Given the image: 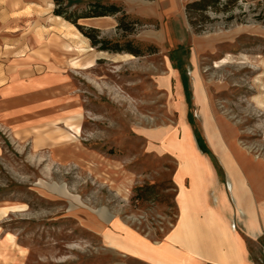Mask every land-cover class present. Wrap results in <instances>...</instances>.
<instances>
[{
	"label": "rangeland",
	"instance_id": "1",
	"mask_svg": "<svg viewBox=\"0 0 264 264\" xmlns=\"http://www.w3.org/2000/svg\"><path fill=\"white\" fill-rule=\"evenodd\" d=\"M90 1H114L126 12L117 0ZM166 9L130 14L142 22L132 34L116 29V17L98 28L108 40L152 44L155 54L108 53L89 69L63 72L36 52L37 38L52 33V0H0V264H151L189 213L201 225H248L197 101L206 103L220 145L231 130L239 148L264 162V25L257 19L264 2L208 10L199 32L182 2L180 23ZM88 20L78 24L91 27ZM92 49L79 58L94 56ZM164 67L168 88L160 85ZM79 154L98 161L93 171ZM144 185H155V194L138 200L134 188ZM88 216L103 235L81 224ZM247 247L264 264L262 238Z\"/></svg>",
	"mask_w": 264,
	"mask_h": 264
},
{
	"label": "bare ground",
	"instance_id": "2",
	"mask_svg": "<svg viewBox=\"0 0 264 264\" xmlns=\"http://www.w3.org/2000/svg\"><path fill=\"white\" fill-rule=\"evenodd\" d=\"M164 7L167 8L165 11H167L173 19H175L178 23L181 22L179 14H177V8L173 3L169 6L164 5ZM47 19L50 21L49 25L51 26L50 28L52 33L47 39L40 37L37 38L36 52H46L51 59L53 58L57 61L63 72L68 70L89 69L94 66L95 60L108 58L109 54L103 51H96L94 56L84 60L79 58L84 53L93 50L92 47L87 44V39L81 36L71 23L65 21L61 17L51 15L48 16ZM109 20L111 21L109 17H102L89 19L87 22H89L91 27L100 28L105 25L104 21L108 22ZM45 32L46 31L39 32L41 37L43 35L42 33ZM178 40L182 43L183 38L179 36ZM124 56L129 59L133 58V56L129 54H125ZM163 70L164 71H162V76L160 78V85L163 88H168L170 69L168 67H164ZM65 90H68V88H65ZM197 102L201 107L200 121L204 134L210 144V148H212L217 154L216 156L220 160L224 171L229 177L231 197L239 213L247 214V224L257 225L258 218L255 215V207L256 204L263 205L262 203L264 202V162L253 161L251 157H246V153L242 149L235 146L233 132L227 129H225L224 133L226 134L233 156L229 151H225L223 148L224 146L220 145L216 133L210 132V114L208 115L206 103L200 96L198 97ZM175 109L179 112L181 111L178 106H176ZM234 158L237 159V163H239V165H243V171L247 174V176H249L248 178H245V180L242 179L239 173H237L234 169L232 165ZM76 159L89 171H93V167L98 162L93 156L85 157L82 154L77 155ZM105 173L106 172H104V174ZM129 186L130 183L124 185L123 191H127ZM80 222L87 229L103 235L102 228L99 227L89 216L85 221L81 220ZM262 222H264V208ZM181 227L184 232L176 234L174 239L184 242L193 250H198L200 243L209 238L210 233L205 231L196 221L195 217L190 213L182 218ZM219 229L222 234V238L218 239L217 242L221 244L224 241L225 234L221 227ZM102 237L103 240H107L105 236Z\"/></svg>",
	"mask_w": 264,
	"mask_h": 264
},
{
	"label": "trees",
	"instance_id": "3",
	"mask_svg": "<svg viewBox=\"0 0 264 264\" xmlns=\"http://www.w3.org/2000/svg\"><path fill=\"white\" fill-rule=\"evenodd\" d=\"M238 0H192L184 6V14L189 25L199 32L206 21L205 13L212 10L216 13H227L231 11ZM54 16L61 17L65 21L82 30V34L89 40L90 46L98 51L112 54L125 53L135 57L151 55L157 52V48L152 44L136 43L132 40L123 42L112 41L100 37V31L94 27H83L78 24L79 20L116 17V29L123 34H132L135 28L142 24L136 18L126 13L121 5L111 1L102 3L99 1L84 0H52ZM232 16L227 18L230 20ZM257 19L264 25V11ZM135 197L138 200H149L155 194V185H144L134 188Z\"/></svg>",
	"mask_w": 264,
	"mask_h": 264
},
{
	"label": "crops",
	"instance_id": "4",
	"mask_svg": "<svg viewBox=\"0 0 264 264\" xmlns=\"http://www.w3.org/2000/svg\"><path fill=\"white\" fill-rule=\"evenodd\" d=\"M211 207L213 208V206ZM200 212L201 211H193V213L197 214ZM210 212L215 213V217H218V214H220L218 210H210ZM213 217L210 216V218ZM197 222L200 224L199 221ZM201 224L200 226L210 234L208 239L200 243L198 250H193L189 248L184 242L174 239L176 234L184 232L180 224L178 231L171 236L170 242H168L164 250L149 257L150 263L256 264L249 254L247 240L251 242H257L259 238H262L264 242V222H262L261 227L256 224L247 226L243 225L241 226L240 230L232 229L228 224L225 223H219V225H215L213 221L205 223V225ZM220 227L223 229L225 234L224 241L221 244L217 242L218 239L222 238V234L219 231Z\"/></svg>",
	"mask_w": 264,
	"mask_h": 264
},
{
	"label": "water",
	"instance_id": "5",
	"mask_svg": "<svg viewBox=\"0 0 264 264\" xmlns=\"http://www.w3.org/2000/svg\"><path fill=\"white\" fill-rule=\"evenodd\" d=\"M117 1H120L124 5L126 12L128 14H134L136 16H140V15L147 14V13H155V11L157 9H163L164 5L169 6L171 3H173L176 6L177 11H178V8H179L181 2L185 6L187 3L191 2L192 0H156L155 2H150V1H145V0H117ZM180 13H181V11H180ZM181 15H182V13H181ZM220 36H221V34H219L218 36L209 37V39H213L215 37L218 38ZM233 136L235 138L234 133H233ZM226 143H227V145L223 144V146H224L223 148L225 149V151H229L230 154L233 156V152L231 151V149L229 147V142L227 141ZM234 144L237 148H239L235 142H234ZM239 149H241V148H239ZM246 157H250V156L247 155V153H246ZM233 161L234 162L232 165H233L234 169L237 171V173H239L237 166L241 167V169L244 170L243 165H241V164L239 165V163H237V159L234 158ZM253 161H255V160H253Z\"/></svg>",
	"mask_w": 264,
	"mask_h": 264
},
{
	"label": "built area",
	"instance_id": "6",
	"mask_svg": "<svg viewBox=\"0 0 264 264\" xmlns=\"http://www.w3.org/2000/svg\"><path fill=\"white\" fill-rule=\"evenodd\" d=\"M259 1H262V2H264V0H259Z\"/></svg>",
	"mask_w": 264,
	"mask_h": 264
}]
</instances>
